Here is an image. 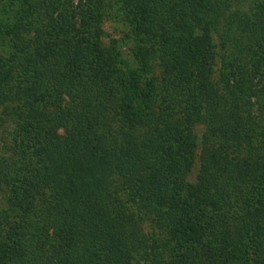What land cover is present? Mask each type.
<instances>
[{
  "label": "trees",
  "instance_id": "trees-1",
  "mask_svg": "<svg viewBox=\"0 0 264 264\" xmlns=\"http://www.w3.org/2000/svg\"><path fill=\"white\" fill-rule=\"evenodd\" d=\"M41 5L8 31L32 44L8 70L0 63V106L29 108L15 134L19 157L0 171L16 193L40 198L1 238L0 264H255L249 250L264 251V0ZM106 11L130 18L136 67L124 37L102 45ZM213 56L218 80L206 87L203 60ZM116 102L134 110L135 125L115 137L103 120Z\"/></svg>",
  "mask_w": 264,
  "mask_h": 264
},
{
  "label": "rangeland",
  "instance_id": "rangeland-1",
  "mask_svg": "<svg viewBox=\"0 0 264 264\" xmlns=\"http://www.w3.org/2000/svg\"><path fill=\"white\" fill-rule=\"evenodd\" d=\"M42 0H0V34L4 31H10L12 26L16 23L17 27L28 26V11L31 8L40 9ZM117 10V6L114 7ZM111 13V10H109ZM109 12L106 11L105 16L102 18V27L106 33V38L103 39L102 45L107 46L111 38H125L126 42L122 43V52L124 53L127 63L136 67V57L133 56L134 52L131 51V47L134 46V40L131 37H127L130 27L132 26L130 18L124 13V16L120 19L107 16ZM44 15L43 13L41 14ZM45 16V15H44ZM125 17V18H124ZM14 23V24H13ZM18 38L14 39L13 37ZM28 43H31V36L27 32H22L17 35V31H12V34L0 35V57L1 64H4V70H8V62L13 60V53L18 47L25 46L28 48ZM166 45V42H165ZM144 51V50H143ZM142 54V53H141ZM205 56V54H204ZM139 58H143L141 55ZM10 65V64H9ZM203 65L205 66V74L202 77V82L206 87L212 84H216L218 80V68L219 60L217 57L204 58ZM182 69L184 70L185 64L182 63ZM121 67H127L121 66ZM156 73L161 76L160 70L156 68ZM125 105V106H124ZM133 112L134 110L126 107L124 102H116L109 112V116L103 120L105 128L112 131L117 135L120 129L128 131L133 127ZM29 108L27 105L18 103H7L0 106V163L2 168H7L13 164L19 157L18 144L15 139V134L19 132L20 128L25 124V118L28 116ZM205 129L203 127L198 128V133L201 135ZM198 169V167H197ZM6 170V169H4ZM3 170V171H4ZM0 171V211L6 212L8 219L0 220V240L3 239L6 234L11 231V227H15L19 221L21 215L25 214V210L28 209V202L39 200L38 196H34L28 200V192L26 195L16 193L15 181L11 178H6L7 172ZM197 172H195L191 179L194 180ZM39 208H43L42 204H37ZM235 241V245L231 248L237 251H241V243ZM240 243V245H239ZM252 254H248L249 258L255 259V264L264 263V251L249 250ZM249 260V259H248ZM253 264V263H249Z\"/></svg>",
  "mask_w": 264,
  "mask_h": 264
}]
</instances>
